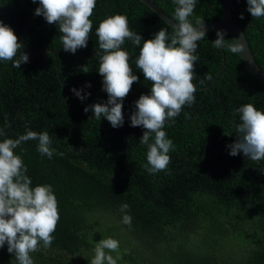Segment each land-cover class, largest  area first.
<instances>
[{"label":"trees","instance_id":"obj_1","mask_svg":"<svg viewBox=\"0 0 264 264\" xmlns=\"http://www.w3.org/2000/svg\"><path fill=\"white\" fill-rule=\"evenodd\" d=\"M151 1L175 22L174 0ZM222 5L223 0H196L189 20L194 26L197 20L215 22ZM37 7L39 0H0V21L14 30L29 56L19 69L0 60L5 133L0 142L27 130L47 131L55 150L51 159L41 156L36 140L14 150L32 187L52 186L60 216L52 245L44 248L40 242L39 251L30 253L34 264H90L96 243L109 237L119 241L117 264H264V161L231 156L227 147L236 140L237 108L252 104L264 112V87L238 54L213 47L218 30L197 42L195 102L184 106L171 126L166 121L163 130L174 151L166 170L150 174L144 167L148 149L140 143L144 129L130 126L135 101L151 89L135 61L143 41L160 29L169 36L174 30L136 0H96L87 47L73 54L64 51L59 26L34 14ZM117 14L142 41L136 46L125 39L121 45L139 81L123 101V126L113 128L84 108L108 99L98 72L104 53L96 29ZM230 17L264 72V17L252 18L247 0H231ZM225 43H233L227 33ZM72 88L86 98L79 99ZM124 203L131 227L122 223ZM231 241L248 249L239 255L221 244ZM0 264H17L7 244L0 248Z\"/></svg>","mask_w":264,"mask_h":264},{"label":"clouds","instance_id":"obj_2","mask_svg":"<svg viewBox=\"0 0 264 264\" xmlns=\"http://www.w3.org/2000/svg\"><path fill=\"white\" fill-rule=\"evenodd\" d=\"M36 3L37 0H32ZM175 25L169 36L160 29L154 38L143 41L140 53L135 61L145 80L151 82L150 94H142L135 101V110L130 115V126L142 127L140 143L147 146L145 170L150 174L167 169L170 163L169 152L174 144L163 130L166 121L174 123L184 106L195 102L196 87L193 84L197 42L206 37L205 23L196 21L194 26L189 17L193 14L196 0H174ZM96 0H39L35 9L36 16H43L48 24L59 26L62 33L60 41L66 52L75 53L87 47L89 33L93 24L89 19L93 15ZM247 11L252 18L264 17V0H247ZM243 19V14H241ZM217 39L212 42L214 48H227L233 54H242L244 44L225 43V32L218 30ZM100 56L98 72L103 77L102 90L108 95L104 103H95L84 108L90 109L96 120L107 119L113 128L124 124L123 101L139 77L133 74L129 63V53L121 49L125 39L140 46L142 36L129 30L128 20L123 15L108 17L99 23L96 29ZM25 45L14 30L0 21V60L12 62V67L20 68L29 62V56L22 49ZM85 73L87 69L85 68ZM91 87V85H87ZM71 91L82 101L86 96L72 88ZM90 95V93L88 94ZM239 123L236 124V140L227 145L229 155L243 153L254 162L264 161V112L252 104L236 109ZM27 127V126H26ZM5 135L0 128V136ZM154 136V140H153ZM38 141L37 151L49 159L54 154L51 137L47 131L27 130L17 139H4L0 142V248L7 244V251L14 254L17 264H34L30 253L39 251L42 242L48 248L54 241L52 235L60 219L56 196L51 185L32 187L31 178L26 175L28 169L21 156L14 154L23 142ZM129 205L124 203L120 211L125 213L122 223L131 227L132 217L127 214ZM119 241L111 237L96 243L94 256L90 264H117L122 257L119 253ZM111 253H116L113 257Z\"/></svg>","mask_w":264,"mask_h":264},{"label":"water","instance_id":"obj_3","mask_svg":"<svg viewBox=\"0 0 264 264\" xmlns=\"http://www.w3.org/2000/svg\"><path fill=\"white\" fill-rule=\"evenodd\" d=\"M147 8H149L155 15L159 17L161 21H163L167 26L173 29V25L175 22L167 17L151 0H136ZM230 7L231 0H223L222 5V13L218 20L212 22L210 24L205 25L206 33L215 31V30H223L227 33L232 39L233 43H235L234 39H237L238 42L244 44V51L242 54H238L239 58L248 72V74L262 87H264V72L257 66L254 61V58L250 52L248 44L245 40V37L242 33L241 27L233 22L230 17ZM174 30V29H173Z\"/></svg>","mask_w":264,"mask_h":264},{"label":"rangeland","instance_id":"obj_4","mask_svg":"<svg viewBox=\"0 0 264 264\" xmlns=\"http://www.w3.org/2000/svg\"><path fill=\"white\" fill-rule=\"evenodd\" d=\"M223 247H225L227 250L233 251L236 254H242L244 253L248 248L247 247H238L236 244V241L231 242H225L221 243Z\"/></svg>","mask_w":264,"mask_h":264}]
</instances>
